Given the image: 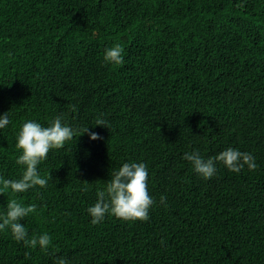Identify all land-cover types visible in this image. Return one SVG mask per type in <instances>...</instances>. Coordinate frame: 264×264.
Returning a JSON list of instances; mask_svg holds the SVG:
<instances>
[{"label":"trees","instance_id":"trees-1","mask_svg":"<svg viewBox=\"0 0 264 264\" xmlns=\"http://www.w3.org/2000/svg\"><path fill=\"white\" fill-rule=\"evenodd\" d=\"M120 44L124 63L106 65ZM75 107L76 111H72ZM0 175L18 179L16 136L57 115L90 127L39 165L21 223L46 251L0 232V264H264V0H0ZM97 117L106 126H95ZM256 167L217 163L205 180L182 159L226 148ZM148 168L147 221L90 223L95 189L125 162ZM161 197L165 200L161 203Z\"/></svg>","mask_w":264,"mask_h":264},{"label":"clouds","instance_id":"clouds-1","mask_svg":"<svg viewBox=\"0 0 264 264\" xmlns=\"http://www.w3.org/2000/svg\"><path fill=\"white\" fill-rule=\"evenodd\" d=\"M124 48L120 44L104 49L103 61L106 65L118 66L124 63ZM72 111H76L75 107ZM11 123L8 112L0 115V130ZM95 126H106L108 122L97 117ZM88 134L93 141L100 139L90 127L70 125L63 115L51 119L47 126L36 120L23 122L16 136L15 147L20 151L16 164L22 172L18 179L9 180L0 175V192L11 191L13 194L27 192L39 186L46 188L48 179L40 175L39 165L48 159L51 150H59L74 137ZM183 160L188 161L192 170L205 180L212 178L217 172V163H222L230 172L240 173L245 166L248 170L256 167L255 158L249 152H241L236 148H226L215 156L205 158L199 150L185 152ZM96 202L88 207L92 225L101 224L106 217H115L123 221H147L149 210L154 204L153 197L148 191V168L143 162H125L113 171L111 178L95 189ZM165 200L161 197V203ZM6 211L0 212V232L10 230L17 242H23L25 247L46 251L51 244L48 233L29 238L28 229L21 221L36 212L34 204L25 205L17 199H10ZM53 264H70L65 257H55Z\"/></svg>","mask_w":264,"mask_h":264}]
</instances>
